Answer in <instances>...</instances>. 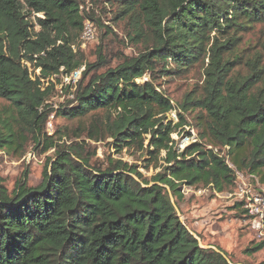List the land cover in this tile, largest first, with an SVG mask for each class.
Returning <instances> with one entry per match:
<instances>
[{
  "label": "trees",
  "instance_id": "1",
  "mask_svg": "<svg viewBox=\"0 0 264 264\" xmlns=\"http://www.w3.org/2000/svg\"><path fill=\"white\" fill-rule=\"evenodd\" d=\"M111 2L114 20L132 27L129 41L143 45L115 67L101 42L93 64H83L82 52L71 49L84 20L103 29L78 0H0V152L53 150L38 186L28 187L25 175L9 192L0 178V264H228L200 246L168 193L177 201L181 186L222 193L235 186V172L264 169V43L245 59V75H230L239 60L237 19L264 23V0ZM205 59L200 90L175 106L153 82L155 74L183 73ZM83 65L77 84L64 88H73L72 98L54 109L48 102L54 85L46 80ZM146 75L150 80L137 83ZM172 111L176 124L167 119ZM194 111L201 140L178 152L171 136L188 126L185 115ZM51 115L79 122L49 137ZM82 137L109 140L116 153L159 157L161 170L148 180L120 159L97 165L95 150L74 141ZM217 148H227L231 167ZM263 249L259 241L243 254Z\"/></svg>",
  "mask_w": 264,
  "mask_h": 264
},
{
  "label": "rangeland",
  "instance_id": "2",
  "mask_svg": "<svg viewBox=\"0 0 264 264\" xmlns=\"http://www.w3.org/2000/svg\"><path fill=\"white\" fill-rule=\"evenodd\" d=\"M80 6L85 11H93L94 15L103 24V29L96 27V39L93 43L85 48H77L82 52L83 64H93L96 62V50L101 42L103 54L109 65L115 67L119 63L121 56L133 57L137 56L142 51V44L131 43L128 34L131 32V25L127 20L115 21L114 15L116 12V4L111 0H78ZM237 24L241 27L238 37H240L237 50L239 60L234 61L232 65V76L234 72H239L240 75L247 73L245 59L252 58L255 54L261 51V44L264 43V23H249L248 17H239ZM106 28L109 29V34L104 38ZM60 42L66 41L55 37ZM63 40V39H62ZM103 41V42H102ZM207 64L205 59L203 63H198L190 67L183 73H172L171 75H163L158 73L154 75V84L163 92L169 99L172 100L175 106L183 97L193 91L200 90L204 80L203 71ZM28 71L32 75H38L39 70H32L28 65ZM85 66L70 73L69 76L59 75L57 80L53 81L54 94L48 101L49 104L57 109L63 105L66 100H70L68 93L71 94L73 88L67 93L64 88L67 86H75L80 80V76ZM103 70L98 72L101 73ZM88 80V79H87ZM150 80L146 75L137 80L141 84ZM198 111L191 112L187 115L186 121L188 126L180 129V133H174L171 137L175 141L177 151L182 152L195 142H200L199 129L195 126L194 117ZM167 119L172 121V124L178 123L176 112L172 111L167 115ZM84 123L89 122V118L82 120ZM79 120L68 121L63 118H54V115L49 117L45 128V133L49 137H54L60 134L63 128L72 129ZM65 138L63 139V141ZM81 143L84 141L95 150V155L91 159L97 165L105 164L108 157L112 159H120L128 164L136 165L138 171L146 179H150L157 174L161 169L162 162L160 158H152L140 151L123 150L121 153H116L112 147L107 146V142L94 143L85 137L74 140ZM70 144L71 141H65ZM53 150H49L44 154H38L33 150V146H29L27 150L19 155L0 152V178L3 179L5 188L10 192L16 182L23 180L27 175V186L36 187L42 181V173L45 167L46 159L52 157ZM163 156V155H162ZM194 156V155H191ZM242 178L236 183H244L251 189L253 193L264 190V169H261L259 174L251 175L247 172H239ZM236 186V184H235ZM235 186L231 190L215 194L209 188H203L200 185L195 187L181 186L182 198L176 200L168 193L169 198L172 197L176 215L187 226L202 246L212 247L215 250L222 252L230 264H264V249L258 253L248 257L243 252L252 245L258 243L254 232L249 230V225L243 221V215L240 209L235 206V201L227 198L226 195L235 191Z\"/></svg>",
  "mask_w": 264,
  "mask_h": 264
},
{
  "label": "built area",
  "instance_id": "3",
  "mask_svg": "<svg viewBox=\"0 0 264 264\" xmlns=\"http://www.w3.org/2000/svg\"><path fill=\"white\" fill-rule=\"evenodd\" d=\"M80 9L82 10L81 6ZM96 27L88 20H84L83 30L78 39V42L75 45L71 46V49L74 51L76 48H85L87 45L93 43L96 39ZM55 80V77H52L46 80V84ZM69 98H72L71 94H68ZM214 153L226 160V164L231 167L228 157L226 156L227 148L219 151V149H213ZM235 176L238 180L242 178L239 172H235ZM235 191L226 195L227 198L235 201L239 204L241 210L244 211L243 221L249 225V230L254 232L258 241H264V190L257 193H253L249 187L244 183H236ZM215 193V192H214ZM217 194V193H215Z\"/></svg>",
  "mask_w": 264,
  "mask_h": 264
},
{
  "label": "water",
  "instance_id": "4",
  "mask_svg": "<svg viewBox=\"0 0 264 264\" xmlns=\"http://www.w3.org/2000/svg\"><path fill=\"white\" fill-rule=\"evenodd\" d=\"M152 185H154V184H153V183L150 184L149 187L152 186ZM157 185H159L160 187H163L161 184H157ZM164 188H165L166 190H168V188H166V187H164ZM169 194H170V193H169ZM170 201H171L172 205L174 206V203H173L172 197H170ZM174 207H175V206H174ZM190 233H191V235H193V236L196 238V236H195L192 232H190ZM196 239H197L198 242H199V239H198V238H196ZM199 244H200V242H199ZM200 246H201L202 248H204V249H212V250L216 251L217 253L221 254V256L226 260V262H227L228 264H230V263L228 262L226 256H225L222 252H220V251H218V250H215V249L212 248V247L202 246L201 244H200Z\"/></svg>",
  "mask_w": 264,
  "mask_h": 264
}]
</instances>
